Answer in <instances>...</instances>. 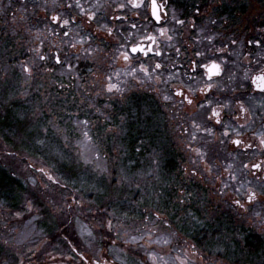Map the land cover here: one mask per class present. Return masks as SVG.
Here are the masks:
<instances>
[{
	"label": "flooded vegetation",
	"instance_id": "af4514ba",
	"mask_svg": "<svg viewBox=\"0 0 264 264\" xmlns=\"http://www.w3.org/2000/svg\"><path fill=\"white\" fill-rule=\"evenodd\" d=\"M159 3L162 20L157 21L150 15L148 0L139 9L128 0H0V53L13 59L0 63V69L10 68L12 75L18 77L15 58L20 52L27 51L32 62L43 53L46 59L40 60L39 70L48 64L46 70L56 69L63 76L60 93L42 94L47 100H59L61 107L72 104L76 108L70 106L69 110L75 114L111 116L109 127L118 135L105 137L96 130V142L113 145L110 138L118 140L121 131L116 126L120 123L136 126L148 116H159L162 130L174 149L170 160L174 161L176 171L144 173L142 181L149 187L144 194L140 192L145 197L141 216L144 222L151 221L162 228L174 226L179 202L183 200L187 211L204 221L213 235H220L214 232L217 227L235 234L238 218L229 215L223 204L227 193L224 185L229 181H250L253 189L246 194L240 192L239 201L248 208L247 196L256 192L257 205L264 204V143H261L264 92L252 83L256 76L264 75V13L251 17L241 6L243 0H159ZM121 4L127 7L121 8ZM53 16H59L60 21H53ZM178 19L184 21L183 26L177 23ZM64 20L69 23L64 25ZM21 22L33 24L28 23V31H20ZM108 29L112 30L111 35ZM135 46L150 51L148 55L133 53L131 49ZM198 52L200 55H196ZM124 53L130 59H125ZM57 54L62 64L55 62ZM93 55L96 64L81 60ZM212 62L221 65L222 74L209 81L207 70L201 65ZM98 64L99 67L95 66ZM156 64L162 67L156 68ZM31 68L27 67L25 73L33 71L36 75L37 69ZM227 68L234 72L233 80L225 79ZM7 76L11 77L10 73ZM40 76L37 74L33 84L40 83ZM89 80L104 85L102 96L94 98L95 91L94 95L83 93L85 98L77 93V83L87 86ZM181 92L183 95L178 94ZM17 96L13 92L12 98ZM189 99L192 104L187 102ZM104 104L108 110L101 108ZM213 110L220 112V117H215ZM217 119L222 123L216 124ZM168 127H172L178 139L184 140L191 153L187 167L175 140L173 145ZM237 139L242 141L239 147L233 143ZM157 160L163 163L161 159L143 157L142 169L148 170ZM254 163L261 164V169L252 168ZM193 172L196 174L192 175ZM145 208L151 209V214ZM256 235L260 233L257 231ZM239 236L242 240L234 244L228 259L231 264H248L244 249L264 247V240L254 237L246 226L240 228ZM250 236L253 237L249 239ZM185 238L197 242L195 234ZM204 238L201 232V239ZM183 251L179 246L174 253L178 264H188ZM209 255L213 256L212 264L216 261L223 264V253L215 251Z\"/></svg>",
	"mask_w": 264,
	"mask_h": 264
},
{
	"label": "rangeland",
	"instance_id": "374dc122",
	"mask_svg": "<svg viewBox=\"0 0 264 264\" xmlns=\"http://www.w3.org/2000/svg\"><path fill=\"white\" fill-rule=\"evenodd\" d=\"M241 6L244 12L254 18L258 15L261 17L264 13V0H243ZM28 23L31 26L32 22H21L19 30L28 31ZM22 52L15 58L18 62V74L22 79L15 85V91L19 95V98L15 99L19 100L14 101L21 107L24 106L22 100L27 101V108L6 109L5 105L8 106L9 100H4L6 97L3 95L0 96V103H3L4 107L3 113H0V233L7 232L5 225L17 229L13 235L18 234L19 239L23 241V251L27 253L25 264H98V261L100 264L104 261L107 264H178L174 253L179 246H183L184 241L167 243L172 240L169 228L156 226L151 221L145 223L141 217L145 197L140 196V192L144 194L149 188L142 181L143 175L156 173L158 166L151 165L152 169L144 173L140 169L133 171L137 165L132 164L126 148L119 147L113 138L110 139L114 146L105 141L96 142V138H93L96 130L104 133L105 137L118 135L115 129L106 125L111 116L101 113L97 119L102 121V124L98 121L94 123V118L89 113L82 115L69 111L70 106L76 108L72 104L60 107L58 101L47 100L42 94L60 93L63 76L56 69L46 70L48 64L42 71L39 70L42 67L40 60L43 53H39L38 58L32 62L33 59L28 57L30 54L27 51ZM81 60L97 63L94 55ZM95 66L99 67V64ZM27 67H35L36 75L31 71L24 76ZM0 74L3 76L0 79L1 90L10 84L11 79L3 75L2 71ZM37 74L41 75L40 83L33 84ZM88 83L87 86L77 83L76 91L80 92L79 95L85 98L83 93L94 95L95 91L94 98L102 96L104 85L93 80ZM76 104L83 107L80 101ZM106 106L104 104L101 108H107ZM5 115L12 119V122L8 123L9 126ZM65 115L83 117L87 124L83 123L84 121L71 122L67 117L64 118ZM63 126H71V129L76 131V136L69 137L64 133ZM168 130L173 145L175 140L183 156L184 166L187 167L191 162L187 145L183 143L182 138L178 139L172 127H168ZM10 138L15 140L14 145L5 143ZM66 139L74 143L83 160L87 158L92 161L87 165V170L78 169L71 175L66 174L68 166L63 159V145ZM159 140L163 146L167 145L160 138ZM39 141L44 143L40 144ZM41 167L50 175H59L63 183L53 184L38 171ZM189 169L191 171V167ZM32 179L37 181L35 186L31 183ZM64 184L67 187H63ZM250 185V181L228 182L223 204L227 206L229 213L233 212L236 206L234 201L242 198L239 196L240 192L246 194L253 189L254 186ZM73 197L78 202H74ZM29 200L31 211L28 210ZM151 212V209H146V213ZM18 213L20 215H17ZM67 214L69 218L72 217L73 230L79 239V245L76 244V247L81 256L75 254L71 245L62 237L54 238ZM231 215L236 217L234 212ZM107 220L112 222L111 230L105 224ZM91 221L94 223L90 224ZM89 232L92 233L91 236ZM133 238L135 242H126L132 241ZM29 247L32 251L27 250ZM0 259L8 260L9 264H19L20 256L0 243ZM214 263L220 264L218 261Z\"/></svg>",
	"mask_w": 264,
	"mask_h": 264
},
{
	"label": "clouds",
	"instance_id": "9594fccd",
	"mask_svg": "<svg viewBox=\"0 0 264 264\" xmlns=\"http://www.w3.org/2000/svg\"><path fill=\"white\" fill-rule=\"evenodd\" d=\"M234 78L235 74L232 69L227 68L225 72V79L233 80ZM63 148L65 150L63 159L68 166L65 170L66 174L71 175L73 171L78 169L87 170V165L89 163H86L82 159L71 140L66 139ZM163 159L164 158L161 157V161H163ZM164 166L174 167V161L168 160ZM56 178L60 180L61 184L63 183L59 175H56ZM27 203L28 205H31L30 200ZM179 203L180 210L176 214L177 219L174 222V226H169L168 229L172 235V240L167 241V243L183 240L184 243L182 247L185 254L188 256V264H212L213 256L209 254L214 253L215 251H219L224 254L225 259L223 264H230L228 254L231 253L234 244L242 240V237L239 236V230L241 227L246 226L248 231L253 233L254 237L264 240L262 239V237H264V204L257 205L256 200H254L248 208H245L244 206L233 209L235 216L238 218L235 234L223 232L217 227L214 229V232L220 233L219 236L213 235L212 232H209V229L205 226L204 221L200 220L190 211H187L188 206L184 205L183 200H180ZM241 209H243V211H241ZM231 214L232 213H229V215ZM17 215L20 214L18 213ZM4 227L7 228V232L0 233V243H2L7 250L14 252L17 256H20L19 264H25L27 253L23 251V241L19 239L18 234L13 235L14 232H17V229L15 227L8 228L7 225ZM179 229H183V232L178 235L177 233ZM257 231L260 235H256ZM201 232L205 234L204 239H201ZM191 234H195L196 243H193L189 239H185V235ZM253 236H250L249 239ZM197 244H201L203 247L198 248ZM27 250L32 251L30 247ZM22 252L23 255H21ZM244 253L248 257V264H264V247H248L244 249ZM205 257H207V259H205ZM0 264H9V261L0 259Z\"/></svg>",
	"mask_w": 264,
	"mask_h": 264
},
{
	"label": "trees",
	"instance_id": "16d2710c",
	"mask_svg": "<svg viewBox=\"0 0 264 264\" xmlns=\"http://www.w3.org/2000/svg\"><path fill=\"white\" fill-rule=\"evenodd\" d=\"M26 58H27V56H26ZM5 73L7 75H9V73H10V75H11L10 84L5 85L0 90V96L3 95L6 97L4 100H9L8 106L5 105V108L6 109H14L15 107H19V108H23L25 110L27 108V105H28L26 103L27 101L22 100L24 103V106L21 107L19 103L16 104L15 101H17V100L12 98V94H13V92H15V85H16L17 81L22 79V78L20 77V75H19V78L13 76L10 70H5ZM2 77H3L2 74H0V79ZM58 92H60V91H58ZM7 97L11 98V99H7ZM11 100H13V101L10 102ZM32 100H34V99H32ZM2 106H3V103H0V113H3L2 108H4V107H2ZM31 107H32V105H31ZM1 116L2 115H0V117ZM4 117H5V121L7 122V125L9 122H12V119L8 115H5ZM69 120L72 122L71 117L69 118ZM1 122L2 121L0 120V124H1ZM93 122L96 123L97 119L94 118ZM98 122L100 124H102V121H98ZM103 125H105V124H103ZM106 125L112 126V122H109ZM116 127H120V131H121V133H120L121 135L118 138V140L116 141V143H118V145H120L119 147L126 148L128 150L127 152L129 153V158H131L130 160L132 161V164L137 165V167L133 168V171H136L138 169H140L141 172L144 171V170H142V165L140 163V162H142L143 157L147 158V157L151 156V158H156V159H161V157H163L164 158L162 161L163 163H164V161L166 163L168 160H170V158L174 157V149L172 148L171 141L168 139L167 133L162 130V127L160 124V118L156 114H153L152 116H148L144 123L138 122V124L136 126H134V125L127 126L126 124H124L122 122V123H120V125H118ZM159 133H162V134L159 135ZM98 136L100 137L101 134L99 133ZM93 138H96V136L94 135ZM159 138L164 143H166L167 145L163 146V144L161 143ZM164 138L166 140H164ZM8 142L10 144H13V141L9 140ZM152 155H155V156L152 157ZM163 163L160 165V169L156 170V173L157 172H160V173L171 172L172 173V172L176 171L175 165H174V167H165L164 166L165 163L164 164ZM148 169L149 170L152 169V166L149 165ZM5 197H7V195H5ZM68 218H69V214H67L66 217H64V220L62 223L60 222L61 225H60L59 231L57 232V234L54 235V238L56 239V237H62V239H64L67 244L71 245L73 250L74 249L76 250L77 249L76 244L79 245L78 244L79 239L76 237L74 230H73L74 226H73L72 217H70L69 219ZM59 233H61L62 235H60ZM106 244H108V242Z\"/></svg>",
	"mask_w": 264,
	"mask_h": 264
},
{
	"label": "snow or ice",
	"instance_id": "6c2138e0",
	"mask_svg": "<svg viewBox=\"0 0 264 264\" xmlns=\"http://www.w3.org/2000/svg\"><path fill=\"white\" fill-rule=\"evenodd\" d=\"M53 2H55V0H53ZM128 2H129V4H132L133 7L137 8V9L142 8V7H145V0H128ZM67 6L68 7H71V5H67ZM147 6L151 9L150 15L154 16L157 21L162 20L161 12H160L161 4L159 3V0H148V5ZM120 7L121 8H124V7H127V5L126 4H121ZM60 19L61 18L59 16H53L52 17V20L53 21L59 22ZM68 23H69L68 20H64L63 21V24L64 25H67ZM177 23L180 24L181 26L184 25V21L183 20H179L178 19L177 20ZM132 27L134 28V27H136V25L133 24ZM111 31H112L111 29H108L109 35H111ZM67 34L68 33L65 32V35H67ZM162 34H163V30H162ZM149 39L150 40H154L155 38L154 37H149ZM257 43H259V41H257ZM72 47L75 48L76 45L73 44ZM131 51L133 53H143L144 55H148V51H150V49L149 50H146L145 47L135 46V47H132ZM156 55H162V53H156ZM196 55H200V53L198 52V53H196ZM124 58L125 59H130V57H129V55L127 53H124ZM41 59H46V57L41 56ZM55 62L57 64H62L63 61H62L61 56L59 54H57L55 56ZM201 66L207 70V76H208V80L209 81L213 80V77H219L222 74L221 65L218 64V63L212 62L210 65H208V64H202ZM155 67L156 68H161L162 66H161V64H156ZM252 83H254L256 85V87L258 88L259 91L264 92V75H258V76H256L255 79L252 80ZM207 87H208V90L209 91L212 90V85L211 84L207 85ZM108 91L111 92L112 91V87H109ZM178 94L179 95H183L182 92L181 93H178ZM164 99L167 100L168 97L165 96ZM187 102L189 104H192L193 103V100L189 99ZM244 111H247V110L244 109ZM213 115L215 117H220L221 114H220V112L213 110ZM209 119H211V117H209ZM237 119H239V117H237ZM215 122H216V124H221L222 123V121L220 119H217ZM83 123L87 124V121H84ZM85 135H87V134H85ZM224 135H228V133L225 132ZM39 143L40 144H43L44 142L43 141H39ZM233 143L237 147H239L242 144V141L239 140V139H237V140H234ZM261 143H264V139L261 140ZM249 147H250V145H249ZM84 161L86 163H89V164L92 163V161L91 160H88L87 158H84ZM245 167H248V165H245ZM252 168L257 169V170H260L261 169V164L254 163V164H252ZM103 170L106 171V169H103ZM38 171L40 173H42L43 175H45L47 177V179L49 181H51L53 184L61 185L60 180L57 179L55 175H50L47 172H45L44 168L41 167V168L38 169ZM195 174H196L195 172L192 173V175H195ZM31 183L33 184V186H35L36 183H37V181L35 179H32L31 180ZM62 186L63 187H67L66 184H64ZM224 187L227 188L228 185L225 184ZM256 198H257L256 192H251L247 196V202L249 204H252L254 202V200H256ZM73 200H74V202H78L75 197H73ZM234 203L236 205H238L239 207H244V204H241V202L239 200H235ZM28 210L31 211V205H29V209ZM157 219H160V216L159 215H157ZM105 224H106V226L110 230L112 229L113 225H112L111 220L105 221ZM88 234H89V236L92 235L91 232H89ZM126 242H135V238H133L132 241H126ZM98 264H100L99 261H98ZM103 264H107V262L104 261Z\"/></svg>",
	"mask_w": 264,
	"mask_h": 264
}]
</instances>
